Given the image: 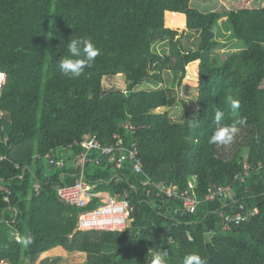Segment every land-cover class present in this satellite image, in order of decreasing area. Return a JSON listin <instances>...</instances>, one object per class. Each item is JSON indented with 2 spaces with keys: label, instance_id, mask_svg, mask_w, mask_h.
<instances>
[{
  "label": "trees",
  "instance_id": "1",
  "mask_svg": "<svg viewBox=\"0 0 264 264\" xmlns=\"http://www.w3.org/2000/svg\"><path fill=\"white\" fill-rule=\"evenodd\" d=\"M192 1L0 0V70L7 75L0 97V264H59L73 252L85 253L86 264H152L163 251L167 264H183L190 254L206 264H264V7L202 11ZM222 36L236 50L215 56L228 46ZM78 38L90 39L99 55L72 79L59 62ZM196 64L191 108L180 92ZM117 74L126 76V89L106 90L104 78ZM144 83L154 88L140 89ZM233 101L240 104L235 111ZM178 105L182 119L169 111ZM217 110L223 125L246 121L231 148L211 142ZM115 134L137 142L157 185L183 189L195 181L197 210L176 213L178 200L143 187L128 163L116 169L104 158L86 167V178L94 191L129 199L132 222L125 230L78 229L80 213L99 199L78 208L56 187L78 180L82 140L110 144ZM47 154L65 166L45 163ZM220 186L232 194L205 199ZM240 204L252 215L224 230L222 215ZM57 252L63 254L48 262Z\"/></svg>",
  "mask_w": 264,
  "mask_h": 264
},
{
  "label": "built area",
  "instance_id": "2",
  "mask_svg": "<svg viewBox=\"0 0 264 264\" xmlns=\"http://www.w3.org/2000/svg\"><path fill=\"white\" fill-rule=\"evenodd\" d=\"M6 81V73L0 70V97ZM3 115L4 112L0 108V132ZM80 144L84 149L77 157L81 166L78 180L74 184H62L56 187L57 194L61 200L78 208H87L95 198L99 199V203H97L95 208L80 213L77 222V228L80 230H125L132 222L131 213L134 205L129 199H118L109 193L105 194L104 191H94L95 184L86 178V167L90 165L100 166L104 158H107L110 163L115 165L116 169H122L128 163L134 173L143 177L140 179L143 187H156V196H167L178 200L180 205L176 208V213H194L202 201L196 193L195 181H190L189 187L183 189L173 182L165 186H159L152 181V178L144 170L139 146L136 141L128 145L121 134H115L114 142L110 144H105L96 137L82 140ZM46 158L50 165L65 166L63 161L56 160L51 154H47ZM244 179L242 178V180ZM34 189L36 193H39L40 184L36 183ZM6 191L10 193L8 188H6ZM228 193L232 194L230 186H220L217 189H210L205 199L215 200ZM146 194L149 195L150 191H147ZM5 200H8V196L5 197ZM251 215L252 213L243 204H240L239 209L222 215L223 229L231 230L235 225L247 221ZM18 240H20L19 237Z\"/></svg>",
  "mask_w": 264,
  "mask_h": 264
},
{
  "label": "rangeland",
  "instance_id": "3",
  "mask_svg": "<svg viewBox=\"0 0 264 264\" xmlns=\"http://www.w3.org/2000/svg\"><path fill=\"white\" fill-rule=\"evenodd\" d=\"M192 6L199 8L202 11H217V12H224V11H229L232 9H238L240 7H264V0H193L192 1ZM224 17H222L223 19ZM223 29L225 31L226 35H230V31L225 30L224 26ZM225 35V36H226ZM219 39L225 43L226 46L225 48H221V49H217L215 52V56H217V54H220V56H223V54L225 52L228 51H235L236 48L231 47L235 42H230L227 40L226 37H219ZM169 47H167L168 50ZM164 49L163 46L159 45L157 46V50L162 51ZM198 69L197 64L196 65H190V67L188 66L187 70H188V76L187 78L184 80V84L186 86V88H184L181 92H180V97H182L183 99H186L189 101L190 103V107H193V96L195 95L196 91H195V87L197 85V82L195 80V78H193V75L197 72L196 70ZM104 83V88L106 90H111V89H118V90H125L126 89V76L124 74H117L116 76L113 77H106L103 80ZM159 87H164V85H160ZM150 88H154L151 85H148L146 83H144L140 89H150ZM167 110V107H160L157 109V111H164ZM171 115L173 118H178V119H182L185 115L184 112V108L182 105H178V106H174L172 108L169 109ZM235 138L233 140V142L229 145H226L227 148H231L232 145L235 143ZM221 146V145H220ZM59 155H62L63 157L66 155H69L70 153H67L68 151L63 152L61 149H59L58 151ZM46 158V157H45ZM47 162V158L45 159V163ZM46 165V164H45ZM105 194H108V192H105ZM63 254V252L61 253ZM59 252L57 253H53V255H48L50 256L49 261H51L52 259H54V257L61 255ZM47 257V256H46ZM63 261L60 262L59 264H86V259H87V255L85 253L82 252H73V253H68V254H63ZM165 264H167L166 260H165Z\"/></svg>",
  "mask_w": 264,
  "mask_h": 264
},
{
  "label": "clouds",
  "instance_id": "4",
  "mask_svg": "<svg viewBox=\"0 0 264 264\" xmlns=\"http://www.w3.org/2000/svg\"><path fill=\"white\" fill-rule=\"evenodd\" d=\"M67 49L69 55L59 62V68L62 75L68 78H79L84 72L86 67L91 66L99 55V50L95 47L94 43L87 38L72 39L67 43ZM240 107L238 101H233L231 108L233 111ZM224 119V112L217 110L215 113L214 121L217 125L216 130L211 136V142L219 145H229L233 142L236 133L239 131V127L243 126L246 121L241 119L237 124L223 125L221 122ZM190 127H196V119H191ZM26 245L32 243V237L27 236L24 241ZM167 251L163 253H157L152 258V264H165V257ZM183 264H206L199 255L190 254L184 257Z\"/></svg>",
  "mask_w": 264,
  "mask_h": 264
}]
</instances>
